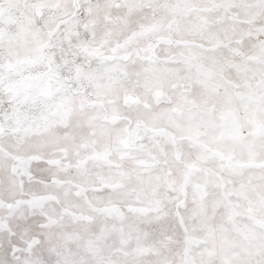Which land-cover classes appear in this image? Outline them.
<instances>
[{
  "label": "snow or ice",
  "instance_id": "obj_1",
  "mask_svg": "<svg viewBox=\"0 0 264 264\" xmlns=\"http://www.w3.org/2000/svg\"><path fill=\"white\" fill-rule=\"evenodd\" d=\"M0 264H264V0H0Z\"/></svg>",
  "mask_w": 264,
  "mask_h": 264
}]
</instances>
